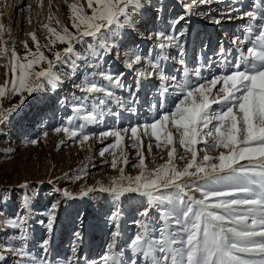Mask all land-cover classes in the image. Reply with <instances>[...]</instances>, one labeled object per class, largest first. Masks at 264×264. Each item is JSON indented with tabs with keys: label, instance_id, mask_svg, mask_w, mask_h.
Wrapping results in <instances>:
<instances>
[{
	"label": "snow or ice",
	"instance_id": "6c2138e0",
	"mask_svg": "<svg viewBox=\"0 0 264 264\" xmlns=\"http://www.w3.org/2000/svg\"><path fill=\"white\" fill-rule=\"evenodd\" d=\"M178 2L184 15L171 21L169 31L151 32L148 39L154 38V45L146 53L138 45L123 43L135 27L133 15L145 7L144 0H86V7L82 0H65L70 27L50 13L49 23L42 25L44 42L36 32L28 33L34 48L24 40L23 55L5 39L11 33L0 15V58H7L10 74L0 85V98L6 93L20 97L14 108L0 107V124L18 113L30 96L45 103L42 94L63 84L61 68H68L75 77L81 68L78 61H90L88 73L82 72L81 81L74 85L84 95L76 98L65 123L54 129L84 144L92 138L85 131L87 126L103 123L106 116L119 120L122 112L112 110L110 105L137 115L141 83L159 81L155 85L158 95L150 105L156 110L151 120L96 134L101 143L108 137L115 138L100 149L99 155L112 157L105 163L119 172L99 191L113 201L130 198L139 204L133 220L137 230L127 242V253L125 246L117 243L121 217L117 208L110 216L112 240L102 255L89 260L78 254L82 237L76 231L71 255L52 259L50 244L58 203L44 213L48 216L47 238L41 244V253L30 251L28 220L32 208L31 197L25 193L14 216L4 217L0 207V217H4L0 219V232L18 230L0 240V264H125L126 255L127 264H264V0H250L247 6L244 0ZM213 3L224 7L216 9L215 14L211 9L196 10ZM30 9L26 4L21 10ZM191 16H201L215 25L237 18L246 22L229 38L227 47L220 44L218 60L209 58V63H198L189 71L186 45ZM58 44L66 46L57 50ZM77 45L87 54L78 51ZM173 48L175 57L169 54ZM108 57L119 60L134 75V87L124 82V72L113 73L108 66L101 67ZM169 59L181 66L175 70L181 76L168 73ZM118 91L127 92V97L118 95ZM89 97L90 105L85 103ZM125 134L130 144H122ZM43 135L46 137L47 132ZM143 137L148 138L146 145ZM28 142L38 143L36 139ZM153 147L159 153L148 160L144 151L151 155ZM128 148L135 150L137 159L131 166L139 170L136 175L125 174ZM20 187L27 189L29 185ZM56 191L65 198H75L67 189ZM92 191L97 189L89 188L81 195ZM6 202L7 197L0 195V204Z\"/></svg>",
	"mask_w": 264,
	"mask_h": 264
},
{
	"label": "rangeland",
	"instance_id": "374dc122",
	"mask_svg": "<svg viewBox=\"0 0 264 264\" xmlns=\"http://www.w3.org/2000/svg\"><path fill=\"white\" fill-rule=\"evenodd\" d=\"M71 2L73 0H68V3ZM82 2L86 7V0ZM225 2L227 3V0ZM244 2L247 6L250 0H244ZM26 4H30L31 9L21 10ZM144 4V9L133 15L135 27L129 31L123 43L129 46L138 45L146 53L149 49H153L154 45V38L148 39L149 34L160 30L169 31L171 21L184 15V9L176 0H144ZM221 7L224 5L213 3L200 5L196 10L207 12L211 9L215 14V10ZM50 13L70 27L69 10L65 0H42V7L41 0H0V15L11 33L5 36V39L9 41L10 46L14 45L17 52L23 55L22 42L24 40H29V46L34 48L28 33L36 32L41 43L44 42L46 33L42 25L49 23ZM26 18H30L31 23H28ZM190 19V35L186 45V63L189 71L198 63H209V58L212 61L218 60L217 56H213L216 55L220 44L224 43L227 47L229 38L239 32L246 22L237 18L225 21L221 25H215L208 23L201 16H191ZM183 23L181 21V24ZM52 25L55 26V19ZM179 26L176 27L179 28ZM65 46L58 44L57 50H62ZM77 50L87 54L80 45H77ZM169 54L175 57L176 49L169 50ZM78 63L81 64V68L77 70L75 77L71 76L68 68L60 69L63 74L61 76L63 84L58 87V90H49L42 94L46 97L45 103H38L39 97L30 96L19 107L18 113H13L7 123L0 124V195L7 197V202L0 204V207L4 209V217H11L20 207L22 196L27 193L31 197L32 214L28 220V248L40 254L41 244L47 238L45 225L48 216L44 213L50 210L53 203H58L54 213L56 219L50 244L51 258L54 260L71 255L70 247L75 239L73 234L76 231H80L82 237L78 254L87 256L89 260L102 255L106 251L107 244L112 240L111 234L114 226L110 216L117 208L121 212L120 236L117 243L118 246H125L127 253V242L137 230L133 220L136 218L139 204L136 199L130 198L113 201L108 194L99 191L101 186H108L111 178L118 176L119 172L111 168L110 163H105L112 157L107 154L103 157L99 155L100 149L112 143L115 138L108 137L101 143L96 134L113 127L122 128L129 124L151 120L156 112L150 105L155 103L158 95V88L155 85H158L159 81L157 79L145 80L141 83V90L138 94L137 115L123 113L122 109H117L115 104L110 105L112 110L122 112L121 117L117 121L112 116H106L103 123L87 126L85 131L92 134V138L84 144L77 140H69L63 132H55L54 129L62 126L72 115V107L77 103L76 98L84 95L74 85L81 81L82 72L85 75L88 73V64L91 62L78 61ZM104 66H108L113 73L124 72V82L135 86L134 75L123 68L119 60L108 57L101 63V67ZM180 68L181 66L175 59L167 61L168 73L181 76V72L175 71ZM9 75L7 58H0V85L5 84ZM118 95L126 98L128 93L118 91ZM19 101L18 95L6 93L0 98V107L12 109ZM85 103L90 105L91 97ZM213 107L216 106L213 105ZM44 132H47L46 137L43 135ZM32 139H36L38 143H29L28 141ZM143 139L146 145L148 138L143 137ZM130 143L131 141L125 134L122 144ZM127 152L129 164L125 167V174L136 175L139 170L131 166L137 159L135 150L128 148ZM158 153L159 150L155 147L152 148L151 155L146 149L144 151L148 160ZM119 156L118 148L117 157ZM163 162V160L157 161V163ZM24 183L29 185L27 189L20 187ZM93 187L97 191L81 195L82 191ZM56 189H67L73 193L75 198H65ZM40 221H44V224ZM17 231L8 228L0 232V240ZM5 255L9 257V260L12 259L9 253ZM125 264H127V255Z\"/></svg>",
	"mask_w": 264,
	"mask_h": 264
},
{
	"label": "bare ground",
	"instance_id": "6f19581e",
	"mask_svg": "<svg viewBox=\"0 0 264 264\" xmlns=\"http://www.w3.org/2000/svg\"><path fill=\"white\" fill-rule=\"evenodd\" d=\"M178 0H176V2H177ZM215 56H217V55H214L213 57H215ZM86 248V247H85ZM85 250H87V249H85Z\"/></svg>",
	"mask_w": 264,
	"mask_h": 264
}]
</instances>
